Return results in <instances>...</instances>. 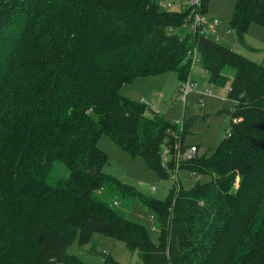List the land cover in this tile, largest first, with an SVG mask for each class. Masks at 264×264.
Returning <instances> with one entry per match:
<instances>
[{"label": "trees", "instance_id": "16d2710c", "mask_svg": "<svg viewBox=\"0 0 264 264\" xmlns=\"http://www.w3.org/2000/svg\"><path fill=\"white\" fill-rule=\"evenodd\" d=\"M157 1L0 0V264H86L67 249L94 232L144 264H264V66L190 33L189 7L159 10ZM232 10L229 28L245 45L252 23L264 27V0ZM193 50L207 83L228 87L230 133L181 166L208 181L150 198L102 172L97 142L106 134L165 179L159 146L178 128L121 86L173 71L178 87L192 75ZM54 163L66 175L51 182ZM114 198L153 215L157 240ZM103 264L120 263L105 254Z\"/></svg>", "mask_w": 264, "mask_h": 264}, {"label": "rangeland", "instance_id": "374dc122", "mask_svg": "<svg viewBox=\"0 0 264 264\" xmlns=\"http://www.w3.org/2000/svg\"><path fill=\"white\" fill-rule=\"evenodd\" d=\"M172 3L169 11H176L180 3H186L188 0H168ZM236 0H209L206 6V16L214 17L218 20V41L226 43L227 46H233L237 53L246 55L245 57L254 60L264 66V27L252 23L248 28L244 40L245 45H241L234 40V33L230 30L228 21L233 12L232 8ZM185 28L179 31L184 34ZM216 33V35H217ZM214 40V39H213ZM253 48H259L255 51ZM253 49V50H252ZM194 78L196 75L199 80L196 82L197 89L211 88L213 96L204 97V107L195 108L197 93L190 92L187 97V105L184 108L183 102L178 99V81L176 73L168 71L159 77H140L133 80L132 83L121 86V94L129 97L133 101L144 99L151 105L156 102L155 108H158L160 116H163L171 123L182 117L188 118L191 114H197L198 118L193 125L188 128L185 136V143H197L202 149L198 153L209 155L225 134V128L230 123V115L226 109L230 107V102L223 100L226 93V86L219 88L207 83V73L200 71L197 63L193 69ZM191 80H193L191 75ZM148 107L150 108V106ZM200 105V104H199ZM150 111H154L150 108ZM203 115V116H202ZM97 147L107 154V162L102 168L104 174H109L120 181L127 183L142 193L144 196L153 197L158 200H164L168 194V189L172 181L167 176L165 179L159 177L155 171L149 169L143 159L139 156L132 158L122 148L117 147L114 142L105 134L102 135ZM54 163L49 180L61 175H66L62 165ZM180 184L186 190L193 185L196 180L206 182L210 178L207 176L193 175L190 171L181 169L178 172ZM238 180L234 186L237 187ZM155 189L152 191L151 187ZM112 198V197H111ZM111 204L119 210H123L125 217L133 222L143 224L149 231L150 238L157 240L158 227L151 215L139 202L120 201L119 199H110ZM152 226L154 227L151 230ZM90 242L86 244L78 243L74 239L67 251L79 257L86 264H103L104 255H111L120 264H144L136 251H129L125 243L111 237L102 236L99 233H92Z\"/></svg>", "mask_w": 264, "mask_h": 264}, {"label": "built area", "instance_id": "2783aa9c", "mask_svg": "<svg viewBox=\"0 0 264 264\" xmlns=\"http://www.w3.org/2000/svg\"><path fill=\"white\" fill-rule=\"evenodd\" d=\"M157 5L159 10H170L172 3L168 0H158ZM186 7H189L191 11V15L189 17L190 23L188 25L185 24L183 27H186L190 33L198 32L204 37H211L214 40H217L216 30L218 27V20L214 17L206 16V14L201 11V0H188L184 4L180 3L178 9L182 10ZM187 55L191 58V69H193V67L198 63L196 51L193 50L192 53H188ZM196 88L197 86L195 82L191 80V77L178 85V99L183 102L184 108L187 105L186 97L190 92L195 91L198 93L196 99L198 104L195 105V108L204 107V97L213 96V90L211 88H205L200 91H197ZM227 89L228 87H226V92ZM225 95L223 100H225ZM139 102L144 103L147 107L149 105V103L143 99H141ZM185 120L186 118L182 116L179 120H176L174 124L178 128V133L171 131L170 135H167L159 146V159L161 162V167L167 173V176L172 181V184L178 186L180 185L178 172L181 170L182 164L194 159L199 151V147L196 146V144L193 145L185 143V136H183V133L181 132ZM237 120L238 119L233 118L232 122H237ZM229 133V128H226V135ZM154 189L155 187L152 186L151 190L153 191ZM153 229L154 227L152 226L151 230Z\"/></svg>", "mask_w": 264, "mask_h": 264}, {"label": "crops", "instance_id": "0c3cea01", "mask_svg": "<svg viewBox=\"0 0 264 264\" xmlns=\"http://www.w3.org/2000/svg\"><path fill=\"white\" fill-rule=\"evenodd\" d=\"M219 24V23H218ZM231 30V29H230ZM234 40H235V37H234ZM216 41H218V33H217V40ZM219 42V41H218ZM221 43V42H220ZM221 44H223V45H225V46H227L226 45V43L224 44V43H221ZM227 47H229V48H231L232 50H233V46H227ZM256 49H259V48H256ZM259 51V50H258ZM243 55V54H242ZM244 56H246V55H244ZM249 59V58H248ZM263 65V64H262ZM199 69H200V67H199ZM200 71H202L201 69H200ZM160 76V75H159ZM159 76H153V77H159ZM162 76V75H161ZM194 73L192 72V78H193V81L195 82V84H196V82H197V80H199V77L196 75V77L194 78ZM205 89V88H204ZM196 90L197 91H200V90H202V89H200V90H198L197 88H196ZM195 92V91H194ZM197 93V92H196ZM198 94V93H197ZM209 98V97H208ZM142 98H140L138 101H140ZM144 100V99H143ZM156 104V102H152L151 103V105H150V108H152L157 114H159L160 115V113H159V111H158V108L156 107H154V106H156L155 105ZM203 108V107H202ZM199 109H201V108H199ZM203 116V115H202ZM163 117V116H162ZM194 117H196V120H197V118H198V116H197V114H191L190 115V117H188V118H194ZM164 118V117H163ZM168 121V120H167ZM175 122V121H174ZM187 144H193V145H195L196 144V146H198V144L197 143H187ZM199 147V149H202L200 146H198Z\"/></svg>", "mask_w": 264, "mask_h": 264}]
</instances>
